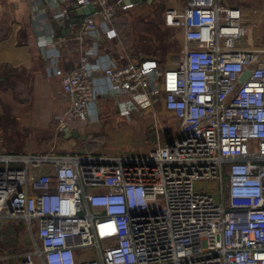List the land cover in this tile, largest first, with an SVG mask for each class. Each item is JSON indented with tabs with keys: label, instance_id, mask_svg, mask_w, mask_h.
Segmentation results:
<instances>
[{
	"label": "built area",
	"instance_id": "2783aa9c",
	"mask_svg": "<svg viewBox=\"0 0 264 264\" xmlns=\"http://www.w3.org/2000/svg\"><path fill=\"white\" fill-rule=\"evenodd\" d=\"M133 5L61 6L55 18L68 33L51 42L75 62L52 69L66 114L88 118L103 94L93 77L101 72L120 112L161 101L176 125L166 137L155 123V140L138 154L0 150V229L22 223L30 234L11 256L19 264H264V48L253 54L239 46L238 6L181 0L163 13L165 26L183 30L178 65L164 69L141 57L92 62L105 48L97 30L114 38L109 25ZM74 6L92 10L70 23Z\"/></svg>",
	"mask_w": 264,
	"mask_h": 264
},
{
	"label": "crops",
	"instance_id": "0c3cea01",
	"mask_svg": "<svg viewBox=\"0 0 264 264\" xmlns=\"http://www.w3.org/2000/svg\"><path fill=\"white\" fill-rule=\"evenodd\" d=\"M220 1L242 10L243 32L239 46L258 54L264 48V0ZM66 2L0 0V150L58 153L80 148L95 155L138 154L129 147L134 139L133 128L139 123L137 113L120 112L117 102L108 95L109 84L101 72H93V77L97 91L103 94L91 104L88 118L74 120L66 114L68 100L62 91L61 77L54 74L52 67L68 70L75 60L60 56L57 46L51 42L55 35L68 33V26L52 24ZM133 4L129 9L119 10L118 14L134 10L137 16L142 13L145 17L151 16L160 21L156 27L163 34L148 40L151 50L147 52L133 49L135 47L115 50L109 46L112 41L117 43L115 17L109 27L116 36L107 39L102 28L97 30L95 39L105 48L98 47L91 61L105 66L141 57L155 60L164 69L178 65L184 47L183 30L165 26L162 14L168 7L179 8L181 0H138ZM80 17L77 15L75 20ZM169 29L172 34L165 38ZM47 39L49 44L45 45L43 42ZM156 105L167 115L161 101ZM150 111H154V107L145 110L146 113ZM162 125V131L168 137L176 121ZM65 127L69 128L68 133L77 130L78 136L63 135L61 130ZM155 137L153 133L151 141ZM29 238L30 234L22 223L0 229V257L8 255L0 259V264H19L20 259L11 255L19 252Z\"/></svg>",
	"mask_w": 264,
	"mask_h": 264
},
{
	"label": "rangeland",
	"instance_id": "374dc122",
	"mask_svg": "<svg viewBox=\"0 0 264 264\" xmlns=\"http://www.w3.org/2000/svg\"><path fill=\"white\" fill-rule=\"evenodd\" d=\"M152 7L155 8L157 6ZM158 9L159 8H156L157 11ZM116 17L115 28L117 31V43H114L112 41L109 45L115 50H121L122 47L128 49L135 47L133 49L147 52L148 50H151V46H149L150 43H148V40H152L153 37L159 38L163 34L156 27V23H160V21L155 20L151 16L145 17L143 16V13L137 16L135 14V11L133 10L125 13L122 12ZM171 31L172 30L170 29L166 30L165 38H168L169 35L172 34ZM172 40L173 39L171 38V41ZM136 117V121H138L139 123L136 124V126L133 128L134 139L129 144V147L131 150H134L137 153L147 151L152 145L151 140L155 131V123H157V126H159L163 123L175 122V120L171 119L172 117H169L168 114H163L162 110L157 105L154 106L153 114H151L150 112H139L138 114H136ZM153 118H156V121H154ZM53 149H55V147H53Z\"/></svg>",
	"mask_w": 264,
	"mask_h": 264
},
{
	"label": "water",
	"instance_id": "95a60500",
	"mask_svg": "<svg viewBox=\"0 0 264 264\" xmlns=\"http://www.w3.org/2000/svg\"><path fill=\"white\" fill-rule=\"evenodd\" d=\"M132 1L133 3H136L138 0H130ZM92 10L90 6H87V7H84V8H78L76 6H74V9H72L70 11V15H71V19H70V23H74L75 21V17L78 15V16H82V15H87L89 14V11ZM62 20L61 18H56L55 20L52 21V24L53 25H56L57 23L61 24ZM249 74V71L246 70L244 71V73L242 74L241 76V81H243ZM68 129L67 127L63 128V130H61V133L63 135H66V136H74V137H77L78 136V132L77 130H71L69 133H68Z\"/></svg>",
	"mask_w": 264,
	"mask_h": 264
}]
</instances>
